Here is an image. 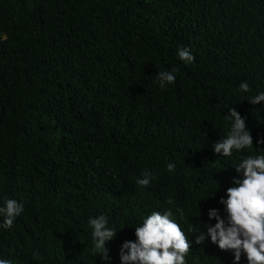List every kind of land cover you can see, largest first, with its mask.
Instances as JSON below:
<instances>
[{
	"label": "trees",
	"instance_id": "1",
	"mask_svg": "<svg viewBox=\"0 0 264 264\" xmlns=\"http://www.w3.org/2000/svg\"><path fill=\"white\" fill-rule=\"evenodd\" d=\"M173 68L161 89L156 76ZM260 92L264 0H0V206L24 205L0 227V258L121 264L135 228L171 209L192 244L186 264H234L210 237L195 241L216 223L210 210L227 218L220 200L243 178L241 160L264 154V102L250 103ZM232 108L253 147L224 157L212 146ZM100 215L117 232L108 261L89 225Z\"/></svg>",
	"mask_w": 264,
	"mask_h": 264
},
{
	"label": "clouds",
	"instance_id": "2",
	"mask_svg": "<svg viewBox=\"0 0 264 264\" xmlns=\"http://www.w3.org/2000/svg\"><path fill=\"white\" fill-rule=\"evenodd\" d=\"M178 57L186 64H191L195 57L187 47L178 49ZM176 69L160 71L156 80L161 89L165 85L174 84ZM239 91L250 92L247 82H241ZM264 102V92L250 98L253 105ZM225 119L231 122V128L225 139L213 144L214 153L231 156L234 152L253 147L251 132L246 126V121L232 108ZM264 144V140L257 141ZM264 152V149L260 150ZM168 171H174L175 165L168 163ZM237 173H242L243 178L234 180V187L227 189V199H221L227 218H221L218 211H209V219H215L214 226H208L206 234H198L195 243L202 244L206 236L222 251H233L234 264H239L241 255L244 254L248 264H264V154L243 158L235 168ZM142 179L136 182L140 186H148L152 176L145 171ZM168 204L175 201L169 199ZM24 211V205L15 199H6L0 206V216L3 223L0 227L10 229L16 218ZM180 217L184 218L183 209L177 208ZM93 229L94 251L102 257L103 261L110 259L105 244L116 236V230L109 226L108 218L100 215L89 219ZM192 229H190L191 231ZM135 242L126 241L120 249L121 264H186V255L191 251L192 244L176 223L171 209L163 214L152 212L143 221V225L135 228ZM0 264H12L10 259L0 258Z\"/></svg>",
	"mask_w": 264,
	"mask_h": 264
}]
</instances>
